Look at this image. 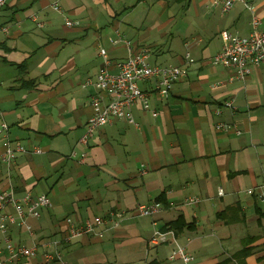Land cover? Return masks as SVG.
<instances>
[{
	"label": "crops",
	"instance_id": "obj_1",
	"mask_svg": "<svg viewBox=\"0 0 264 264\" xmlns=\"http://www.w3.org/2000/svg\"><path fill=\"white\" fill-rule=\"evenodd\" d=\"M249 5L237 2L223 14L210 0H7L0 122L9 125L12 146L26 151L10 164L0 160V191L51 200L29 220L32 235L18 223L7 225V234L25 245L60 240L66 264H180L168 258L173 241L148 240L181 218L175 236L194 256L190 264H264V66L241 80L211 63L226 33L248 35L254 14L264 21V0ZM124 41L147 49L152 64L184 66L186 52L194 62L165 99L153 82H139L155 115L136 103L133 123H107L81 145L95 93L83 84L104 64L101 48L112 61L128 56ZM226 100L236 109L223 107ZM219 122L241 133L217 130ZM4 143L0 135V152ZM188 197L200 201L187 205ZM151 203L160 211L135 215ZM112 211L123 213L118 226L63 241L67 219L80 224ZM43 252L6 264H59L46 263Z\"/></svg>",
	"mask_w": 264,
	"mask_h": 264
},
{
	"label": "built area",
	"instance_id": "obj_2",
	"mask_svg": "<svg viewBox=\"0 0 264 264\" xmlns=\"http://www.w3.org/2000/svg\"><path fill=\"white\" fill-rule=\"evenodd\" d=\"M251 1L253 0H210V6L226 14L232 10L237 2H241L252 9V6L249 5ZM6 4L7 0H0V12ZM52 6L56 10L60 9L57 2H54ZM38 25H42V23H38ZM66 25L71 26L72 22L68 21ZM8 32L9 26L0 25V33L8 34ZM124 42L128 47V56L123 60L112 61L106 54V50L101 48L100 54L104 64L93 81L88 80L83 84V86L91 84L95 88V93L90 97L93 112L88 118L83 135L79 139L81 145H86L94 131L107 123L115 120L133 123L131 109L134 104L139 103L144 110H150L149 92L143 91L139 87V82H153V91L159 98L165 99L172 93L175 83L186 75L187 64L194 62L190 53L186 52L184 66L152 64L149 61L147 49L140 48L134 51L129 42ZM211 63L233 69L235 76L241 80L248 77L255 67L264 66V21L254 14L251 19V32L248 35L226 33L221 51L211 59ZM223 107L236 109L232 100L224 101ZM150 111L154 115L156 114V111ZM216 113H220V108L216 109ZM215 127L220 131H229L233 128L236 134L241 133L236 126L230 123L219 122ZM0 135L5 142V149L0 152V160L10 164L15 160L16 153L25 152L26 149L18 143L14 147L12 146L9 139V125L5 121L0 122ZM33 152L40 153L41 149L35 148ZM84 156L85 154H81L79 158L83 159ZM74 157H76L75 150L69 155V158ZM144 172L145 169L140 170V174ZM253 191V189H249L250 193ZM218 194L222 195V189H219ZM259 196L263 197L262 193ZM199 201L198 197H188L184 203L195 205ZM50 206L51 200L46 193L34 195L28 191L17 196L11 189L0 191V224H4L1 228L2 236H0V264L34 258L37 256L40 247L44 249L42 257L46 263L66 264L59 249L60 240H43L40 243L34 242L31 245H25L15 242L7 234V225L18 223L32 235L33 230L29 220L40 217L42 211ZM159 208L157 203L141 204L136 207L135 214L152 216L160 210ZM122 215V212L112 211L108 213L107 217L98 215L80 224L67 219L69 228L63 241L69 242L86 234L102 235L107 223L111 227L118 226ZM170 240L175 243V246L169 255V259H178L180 264H190L194 256L185 245L176 240L173 230L163 232L156 229L150 237V243L153 245L166 243ZM49 248L51 250H48Z\"/></svg>",
	"mask_w": 264,
	"mask_h": 264
},
{
	"label": "rangeland",
	"instance_id": "obj_3",
	"mask_svg": "<svg viewBox=\"0 0 264 264\" xmlns=\"http://www.w3.org/2000/svg\"><path fill=\"white\" fill-rule=\"evenodd\" d=\"M99 52H100V51H99ZM106 54H107V51H106ZM100 55H101V54H100ZM107 55H108V54H107ZM108 57H109V56H108ZM213 57H214V56H213ZM213 57H212V58H213ZM116 61H117V60H116ZM178 66H179V65H178ZM82 135H83V134H82ZM80 138H81V137H80ZM159 209H161V208H159ZM159 211H160V210H159ZM159 211H158V212H159ZM155 214H156V213H155ZM155 214H154V215H155ZM135 215H136V214H135ZM152 216H153V215H152ZM152 216H141V217H152ZM155 230H156V229H155ZM158 230H160V229H158ZM166 230H173V229H171V228H167V229L160 230V231L165 232ZM173 231H174V230H173ZM174 232H175V231H174ZM152 233H153V232H152ZM151 235H152V234H151ZM151 235H150V237H151ZM175 235H176V233H175ZM150 237H149V240H148V241H149V244L152 245V246H157V245H153V244L150 243ZM170 241H172V240H170ZM166 243H167V242H166ZM161 244H165V243H161ZM158 245H160V244H158ZM174 246H175V243H174ZM173 248H174V247H173ZM173 248H172V249H173ZM172 249H171V251H172ZM187 249H188V248H187ZM188 251H189V250H188ZM170 253H171V252H170ZM169 255H170V254H169ZM168 258H169V256H168ZM170 260H171V259H170ZM175 260H176V259H175Z\"/></svg>",
	"mask_w": 264,
	"mask_h": 264
},
{
	"label": "trees",
	"instance_id": "obj_4",
	"mask_svg": "<svg viewBox=\"0 0 264 264\" xmlns=\"http://www.w3.org/2000/svg\"><path fill=\"white\" fill-rule=\"evenodd\" d=\"M182 224V219H178L176 222L172 223V225L168 228H171L173 229L175 232H177L176 230H179L180 229V226Z\"/></svg>",
	"mask_w": 264,
	"mask_h": 264
}]
</instances>
